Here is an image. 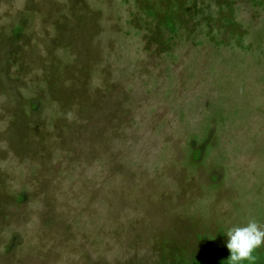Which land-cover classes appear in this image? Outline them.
<instances>
[{
  "label": "rangeland",
  "instance_id": "1",
  "mask_svg": "<svg viewBox=\"0 0 264 264\" xmlns=\"http://www.w3.org/2000/svg\"><path fill=\"white\" fill-rule=\"evenodd\" d=\"M250 219L264 0H0V264H231Z\"/></svg>",
  "mask_w": 264,
  "mask_h": 264
},
{
  "label": "clouds",
  "instance_id": "2",
  "mask_svg": "<svg viewBox=\"0 0 264 264\" xmlns=\"http://www.w3.org/2000/svg\"><path fill=\"white\" fill-rule=\"evenodd\" d=\"M227 248L230 251L231 264L247 260L254 262V251L264 245V226L255 219H250L245 226H233L226 232Z\"/></svg>",
  "mask_w": 264,
  "mask_h": 264
}]
</instances>
